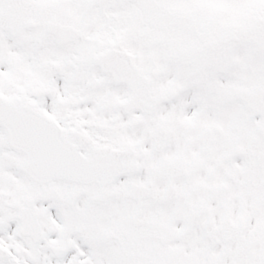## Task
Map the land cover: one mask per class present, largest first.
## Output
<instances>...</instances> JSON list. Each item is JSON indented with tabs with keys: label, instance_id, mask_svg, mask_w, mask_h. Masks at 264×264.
<instances>
[{
	"label": "snow or ice",
	"instance_id": "1",
	"mask_svg": "<svg viewBox=\"0 0 264 264\" xmlns=\"http://www.w3.org/2000/svg\"><path fill=\"white\" fill-rule=\"evenodd\" d=\"M0 264H264V0H0Z\"/></svg>",
	"mask_w": 264,
	"mask_h": 264
}]
</instances>
